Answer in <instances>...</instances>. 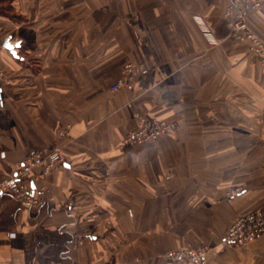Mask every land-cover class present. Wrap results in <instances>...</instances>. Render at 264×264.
Wrapping results in <instances>:
<instances>
[{"label": "crops", "instance_id": "obj_1", "mask_svg": "<svg viewBox=\"0 0 264 264\" xmlns=\"http://www.w3.org/2000/svg\"><path fill=\"white\" fill-rule=\"evenodd\" d=\"M0 2L22 17L0 13V181L36 150L65 157L42 205L0 194V264H177L165 252L201 245L204 264H264V234L223 242L264 209V66L232 37L229 0ZM249 15L264 38V2ZM127 61L145 71L113 90ZM138 115L178 128L125 144Z\"/></svg>", "mask_w": 264, "mask_h": 264}, {"label": "built area", "instance_id": "obj_2", "mask_svg": "<svg viewBox=\"0 0 264 264\" xmlns=\"http://www.w3.org/2000/svg\"><path fill=\"white\" fill-rule=\"evenodd\" d=\"M264 0H229L224 11L228 19L231 35L234 38L247 41L252 53L264 65V38L258 36L249 28L247 18L251 12L258 10ZM203 30L211 41H215L209 28L199 19ZM145 71V66L139 62L129 61L123 65L121 78L112 85L113 90L130 86ZM4 74L0 66V77ZM138 124L124 138L128 145L152 142L161 136L172 134L177 124L155 117L138 115ZM61 131V134H64ZM65 160L63 148L60 144L42 148L27 156L18 170L12 176L0 181V194L8 193L18 200L29 203L31 206L42 205L41 196L43 188L38 186V181L46 176L57 164ZM264 234V209L257 210L238 217L227 228L223 242L230 245L245 246ZM207 246L196 248H179L169 250L166 256L177 264H204Z\"/></svg>", "mask_w": 264, "mask_h": 264}, {"label": "rangeland", "instance_id": "obj_3", "mask_svg": "<svg viewBox=\"0 0 264 264\" xmlns=\"http://www.w3.org/2000/svg\"><path fill=\"white\" fill-rule=\"evenodd\" d=\"M0 13H3V14H8L9 16H13L14 18H15V20L16 21H21L22 20V17H21V15H18V12L16 11V10H14L11 6L10 7H7V5H6V3L5 2H0ZM225 11V10H224ZM223 15H224V13H223ZM225 17V16H224ZM226 18V17H225ZM227 19V18H226ZM227 21H228V19H227ZM228 25H229V22H228ZM207 26V25H206ZM230 27V26H229ZM5 29V28H4ZM19 33H21V34H23V37H21V36H18V40H22L23 39V41H22V49H25V48H29V47H31L32 48V46H33V38H32V34L29 32V33H27L26 35H24V31H23V29L21 28L20 29V32ZM12 35V34H11ZM17 35H19V34H17ZM259 36V35H258ZM233 37V36H232ZM10 39V38H9ZM1 42H2V40H0V46H2L1 45ZM248 48H249V50L251 51V49H250V47H249V44H248ZM252 52V51H251ZM257 59V58H256ZM258 60V59H257ZM259 61V60H258ZM127 62H129V61H127ZM260 62V61H259ZM126 63V62H125ZM124 63V64H125ZM123 64V65H124ZM262 65V64H261ZM0 66H1V68L3 69V71H4V74H3V76L2 77H0V78H2V79H4L5 78V75H6V70H5V66L2 64V62L0 61ZM264 66V65H263ZM122 68H123V66H122ZM121 76H123V75H121ZM121 78V77H120ZM177 124V123H176ZM178 128V125H177V127H176V129ZM176 129H175V131H176ZM175 131L172 133V134H174L175 133ZM127 136V135H126ZM124 141V140H123ZM153 142V141H152ZM63 153H64V151H63ZM65 158V157H64ZM173 177V174H172V172H170V173H168L167 175H166V180H168V179H170V178H172ZM243 192V190L241 189V188H234L233 189V191H230L229 192V196L231 195H233V194H235V195H240L241 193ZM259 209V208H258ZM254 211H257V210H254ZM252 212V211H251ZM248 213H250V212H248ZM247 212L246 213H241L238 217H240V216H243V215H245V214H248ZM237 217V218H238ZM236 218V219H237ZM235 219V220H236ZM234 220V221H235ZM232 223V222H231ZM254 242V241H253ZM252 243V242H251ZM251 243H249V244H251ZM249 244H247V245H245V246H239V247H242V248H245V247H247ZM201 246H206V245H201ZM186 248V247H185ZM177 249H179V248H177Z\"/></svg>", "mask_w": 264, "mask_h": 264}, {"label": "water", "instance_id": "obj_4", "mask_svg": "<svg viewBox=\"0 0 264 264\" xmlns=\"http://www.w3.org/2000/svg\"><path fill=\"white\" fill-rule=\"evenodd\" d=\"M18 45V43H13L10 39H6L4 42V46L10 49L13 53H17L16 48Z\"/></svg>", "mask_w": 264, "mask_h": 264}]
</instances>
